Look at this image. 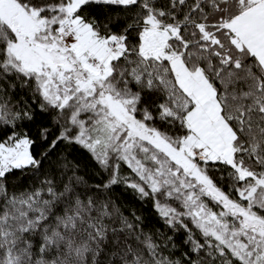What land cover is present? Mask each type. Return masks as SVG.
Returning a JSON list of instances; mask_svg holds the SVG:
<instances>
[{"label": "snow or ice", "instance_id": "snow-or-ice-1", "mask_svg": "<svg viewBox=\"0 0 264 264\" xmlns=\"http://www.w3.org/2000/svg\"><path fill=\"white\" fill-rule=\"evenodd\" d=\"M0 264H264V0H0Z\"/></svg>", "mask_w": 264, "mask_h": 264}]
</instances>
